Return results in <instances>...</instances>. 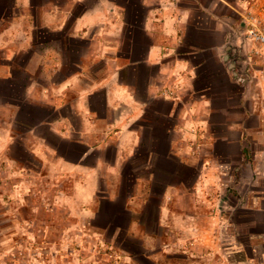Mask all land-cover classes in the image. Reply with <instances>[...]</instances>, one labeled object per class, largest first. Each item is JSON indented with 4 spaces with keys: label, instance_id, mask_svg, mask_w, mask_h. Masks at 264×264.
Segmentation results:
<instances>
[{
    "label": "crops",
    "instance_id": "0c3cea01",
    "mask_svg": "<svg viewBox=\"0 0 264 264\" xmlns=\"http://www.w3.org/2000/svg\"><path fill=\"white\" fill-rule=\"evenodd\" d=\"M248 2L0 0V154L20 161L15 145L39 179H70L46 199L49 245L65 247L77 226L50 240L56 207L108 232L125 264H136L131 241L143 264L202 263L217 247L258 260L264 230L249 216L264 218V65L247 55ZM163 87L177 97H159ZM238 224L247 244L230 233Z\"/></svg>",
    "mask_w": 264,
    "mask_h": 264
},
{
    "label": "rangeland",
    "instance_id": "374dc122",
    "mask_svg": "<svg viewBox=\"0 0 264 264\" xmlns=\"http://www.w3.org/2000/svg\"><path fill=\"white\" fill-rule=\"evenodd\" d=\"M33 143V138H29L24 146L29 149L33 147ZM10 153L12 157H16L20 161L8 163L4 160L10 159V157L0 154V264H67L61 259L58 262L52 254L55 255V251L58 250L62 259H65L67 251L70 249L76 251L78 259L89 253L96 259L103 260L104 264H125L121 249L110 239L108 232L97 237L92 231H86L83 228V224L87 225V222L83 221V217H69L65 209L51 208L52 205L48 212H53L52 216H55L53 217V226L56 230L50 240H58L62 231L65 230L64 228L71 226V223H75L77 226L67 234L69 241L64 244L65 247L49 245V238L44 236L42 230L38 228L39 222L48 220V216L43 213L50 202L46 199L55 189L64 188L66 185L69 188L70 179L59 178V182L55 183L57 186H52L46 182V179L38 178V172L40 173L41 169L37 161H33V157L28 151L14 145ZM230 202L233 203L232 200ZM91 210L94 209L91 207ZM236 215L228 216V219L230 221L234 219L237 223L238 220L247 219V215ZM249 219L257 228L264 230V226H262L264 218L261 215L251 214ZM253 224L252 226H254ZM238 226L239 224L230 233L236 235L242 243L247 244V231L238 229L242 228ZM131 242H133L132 245L124 243L125 247L132 251L136 264H143L144 260L136 255L140 250L138 243ZM257 249L254 255L258 260L256 262L248 261L246 264H264V246ZM208 253L210 255L208 254L202 263L186 260L183 264H239V259H242V256L238 255L235 257L224 255L222 247L209 249ZM247 253L250 255L251 252L249 253L248 250ZM171 264L180 263L171 262Z\"/></svg>",
    "mask_w": 264,
    "mask_h": 264
},
{
    "label": "built area",
    "instance_id": "2783aa9c",
    "mask_svg": "<svg viewBox=\"0 0 264 264\" xmlns=\"http://www.w3.org/2000/svg\"><path fill=\"white\" fill-rule=\"evenodd\" d=\"M244 39L250 42L248 57L255 58L264 65V0H249L241 12ZM157 95L166 99L177 97L175 90L163 87ZM197 148H193V153Z\"/></svg>",
    "mask_w": 264,
    "mask_h": 264
},
{
    "label": "water",
    "instance_id": "95a60500",
    "mask_svg": "<svg viewBox=\"0 0 264 264\" xmlns=\"http://www.w3.org/2000/svg\"><path fill=\"white\" fill-rule=\"evenodd\" d=\"M229 66H230V68H232V67H233V65H232V64H230Z\"/></svg>",
    "mask_w": 264,
    "mask_h": 264
}]
</instances>
